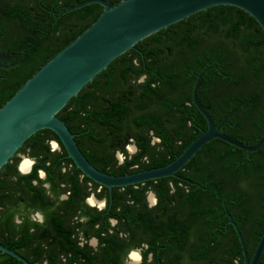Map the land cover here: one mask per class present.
Returning a JSON list of instances; mask_svg holds the SVG:
<instances>
[{
    "label": "flooded vegetation",
    "instance_id": "af4514ba",
    "mask_svg": "<svg viewBox=\"0 0 264 264\" xmlns=\"http://www.w3.org/2000/svg\"><path fill=\"white\" fill-rule=\"evenodd\" d=\"M82 1L85 0H0V54L13 55L1 63L0 97L8 94L9 87L20 74L21 57L29 39L38 36L29 25L87 24L99 12L100 5V8H89L90 4H87L62 13L65 8ZM248 19V16L243 18L242 29L247 30L243 32L249 36L247 50L254 56L250 64L254 68L264 67V32L257 22L251 24ZM197 70L188 75L186 92L190 97L182 99L185 108L182 131L188 144L207 126L192 99ZM201 81L198 100L215 125H220L231 112L220 131L249 146L256 144L264 132V82L250 77L228 88L217 76ZM227 89L231 94L224 96ZM158 141L159 138L153 136L150 144ZM35 142L16 153L19 174L30 173L42 157H46V163L50 164V159H55L61 152L58 140L50 132H40ZM125 150L130 157L138 152V147L129 143ZM114 158L118 165L123 163L125 155L116 150ZM141 159L147 162V155ZM24 160L28 162L26 169L21 167ZM72 163L62 159L58 170H54L53 180L48 178L45 170L38 168L37 179L32 180V184L40 181V187L52 203L50 210L54 214V224L45 223L46 213L38 209L26 212L23 208L21 214L13 217L15 224H21L24 218L39 223L24 226L26 228L17 225L9 234L15 249L6 246L29 264H168L173 258L182 264L197 261L202 249L201 237L207 229H212V224L203 223L208 217L205 209L211 205L215 216L213 230L223 236L225 245L234 244L231 238L236 234L228 222L229 216L237 224L246 248L258 242L261 235L255 232L257 229L264 231V141L257 150L246 153L216 138L201 147L177 176L167 177L169 195L174 193L175 182L183 188L182 205L172 195L167 200L158 198L157 182L151 180L128 185L139 191V197L133 199L124 194L127 186L113 187L110 192L80 170L77 178H70L74 171ZM15 180L13 177L12 181ZM23 198L24 202L29 197L24 194ZM125 205L132 206L130 213L137 221L128 224L124 216H117ZM169 218H176V227L181 232L171 234L170 241L163 244L164 236L153 237L147 229L167 228L171 223ZM129 229L134 231L132 240L136 245L133 247H129L124 239L119 243L120 239L128 237L125 230ZM6 264L25 263L9 255Z\"/></svg>",
    "mask_w": 264,
    "mask_h": 264
},
{
    "label": "trees",
    "instance_id": "16d2710c",
    "mask_svg": "<svg viewBox=\"0 0 264 264\" xmlns=\"http://www.w3.org/2000/svg\"><path fill=\"white\" fill-rule=\"evenodd\" d=\"M109 1L114 5L119 0ZM91 7L99 5L90 4L89 8ZM100 11L101 8L87 24L29 25V29L37 32L38 36L29 39L21 57L23 64L20 74L9 87L8 94L4 98L0 97V106L49 58L88 27ZM247 16L251 24H257L243 10L228 5L214 6L195 13L138 42V50L123 53L87 83L57 115L72 133H77L75 141L88 161L99 170L114 175L157 167L172 161L188 145L182 131L185 120L182 99L190 97L186 92L188 75L197 69L196 73H199L205 67H211L202 80L217 76L228 88L250 77L264 82V67L254 68L250 64L254 56L247 50L249 36L243 34L247 30L242 29L243 18ZM256 30L262 32L259 27ZM142 76L144 78L139 81ZM195 76L196 74L193 81ZM230 92L227 89L224 96H229ZM42 131L53 134L61 146V152L55 159H50V164L46 163V157H42L30 173L19 174L16 170V153L30 142L36 143L35 140ZM153 136L159 138V141L151 145ZM129 143H135L138 147V152L130 157L125 150ZM116 150L125 155L123 163L118 165L114 158ZM16 153L0 169V243L12 249L15 247L11 244L12 237L9 234L13 228L17 225L19 228H26L24 226L39 224L26 218L21 224H15L13 217L21 214L23 208L26 212L42 210L46 213L45 223H55L54 214L50 210L52 203L40 187V181L32 184V180L37 179V169L45 170L48 178L53 180L54 170H58L62 159L72 163L57 136L48 129L37 131ZM144 155H147V162L141 159ZM72 166L74 171L70 178H77V174L81 172L73 163ZM13 177H16L15 181H12ZM84 179L88 180L87 177ZM150 182H157L155 190L161 200H167L172 195L180 205L184 202L181 196L184 190L176 182L171 195L168 192L167 177ZM24 194L29 198L23 202ZM124 194L131 195L133 199L139 197V191L133 186L124 187ZM131 209V205H125L117 216H124L128 224L137 221L136 216L131 215ZM205 213L208 217L203 223L212 224V229H207L201 237L202 249L197 256L199 260H192L187 264H243L236 234L231 238L234 244L230 242L225 245L223 236L220 237L213 230L215 216L212 205L205 209ZM169 219L171 223L167 228L147 229L153 237L164 236L161 240L163 244L170 241L171 234L181 232L176 227V218ZM255 232L261 235L262 230L257 229ZM125 233L128 237L120 239L119 243L124 239L129 247L135 246L136 243L132 240L133 229L125 230ZM256 243L247 246L249 257ZM8 256L7 253L0 252V264H6ZM261 262L264 264V254ZM168 264L182 263L173 258Z\"/></svg>",
    "mask_w": 264,
    "mask_h": 264
},
{
    "label": "water",
    "instance_id": "95a60500",
    "mask_svg": "<svg viewBox=\"0 0 264 264\" xmlns=\"http://www.w3.org/2000/svg\"><path fill=\"white\" fill-rule=\"evenodd\" d=\"M93 3L102 8L98 17L49 58L0 106V169L29 137L43 129L52 131L58 137L67 156L85 176L105 186L110 192L113 187L177 176V172L196 152L215 138L244 153L253 152L262 145L264 132L256 144L249 146L220 131V126L231 112L220 125H215L197 96L203 75L211 68L205 67L196 76L192 99L206 119L207 126L180 154L167 164L123 175L108 174L93 166L77 145L75 133L57 115L72 97L117 57L129 50H138V42L210 7H237L251 16L264 32V0H119L114 5L109 0H85L65 8L62 13ZM12 57L0 54V67L1 63ZM228 222L235 228L243 264H262L264 231L249 257L243 236L231 216ZM0 252L29 264L1 243Z\"/></svg>",
    "mask_w": 264,
    "mask_h": 264
},
{
    "label": "bare ground",
    "instance_id": "6f19581e",
    "mask_svg": "<svg viewBox=\"0 0 264 264\" xmlns=\"http://www.w3.org/2000/svg\"><path fill=\"white\" fill-rule=\"evenodd\" d=\"M28 165V162L26 160H24L21 164L22 169H26Z\"/></svg>",
    "mask_w": 264,
    "mask_h": 264
}]
</instances>
